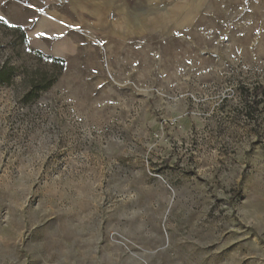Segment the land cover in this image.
Instances as JSON below:
<instances>
[{"label":"rangeland","instance_id":"1","mask_svg":"<svg viewBox=\"0 0 264 264\" xmlns=\"http://www.w3.org/2000/svg\"><path fill=\"white\" fill-rule=\"evenodd\" d=\"M0 16V264H264V0Z\"/></svg>","mask_w":264,"mask_h":264},{"label":"snow or ice","instance_id":"2","mask_svg":"<svg viewBox=\"0 0 264 264\" xmlns=\"http://www.w3.org/2000/svg\"><path fill=\"white\" fill-rule=\"evenodd\" d=\"M0 21H3L4 23H9L4 17L0 16ZM10 26H14V25H10ZM39 36H43L44 34L43 33H39L38 34Z\"/></svg>","mask_w":264,"mask_h":264},{"label":"trees","instance_id":"3","mask_svg":"<svg viewBox=\"0 0 264 264\" xmlns=\"http://www.w3.org/2000/svg\"><path fill=\"white\" fill-rule=\"evenodd\" d=\"M55 62H59V61L56 60ZM0 81H2V82H5V81H6L5 76H3L2 73H0ZM36 87H37V86H36ZM46 88H49V86H46L45 89H46Z\"/></svg>","mask_w":264,"mask_h":264}]
</instances>
